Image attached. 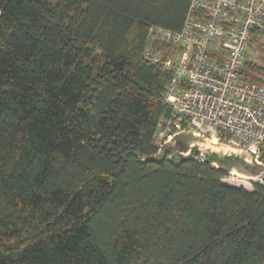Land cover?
I'll return each mask as SVG.
<instances>
[{
  "label": "trees",
  "instance_id": "trees-1",
  "mask_svg": "<svg viewBox=\"0 0 264 264\" xmlns=\"http://www.w3.org/2000/svg\"><path fill=\"white\" fill-rule=\"evenodd\" d=\"M189 4L0 0V264H264V178L153 144L169 74L149 29L180 31Z\"/></svg>",
  "mask_w": 264,
  "mask_h": 264
},
{
  "label": "built area",
  "instance_id": "built-area-1",
  "mask_svg": "<svg viewBox=\"0 0 264 264\" xmlns=\"http://www.w3.org/2000/svg\"><path fill=\"white\" fill-rule=\"evenodd\" d=\"M254 33L264 35V0H190L180 31L150 27L144 59L169 74L163 101L170 114L153 134L157 155L170 156L167 144L177 134L220 132L229 136H217L221 145L256 152L264 165V82L241 77ZM156 44L169 50L156 51ZM194 160L204 162L201 154Z\"/></svg>",
  "mask_w": 264,
  "mask_h": 264
},
{
  "label": "water",
  "instance_id": "water-1",
  "mask_svg": "<svg viewBox=\"0 0 264 264\" xmlns=\"http://www.w3.org/2000/svg\"><path fill=\"white\" fill-rule=\"evenodd\" d=\"M167 148L170 155L169 162L174 166H179L201 154L205 163L226 174L236 171L238 175L252 182L264 178V165L256 161V152L217 144L207 147L200 141V137L188 132L175 135L167 144Z\"/></svg>",
  "mask_w": 264,
  "mask_h": 264
},
{
  "label": "rangeland",
  "instance_id": "rangeland-1",
  "mask_svg": "<svg viewBox=\"0 0 264 264\" xmlns=\"http://www.w3.org/2000/svg\"><path fill=\"white\" fill-rule=\"evenodd\" d=\"M47 1L51 3H56L58 0ZM251 39L256 41V46L254 45L252 49L249 48V50L247 51V62H251L256 66H259L260 68L264 69V35L251 36ZM258 79L264 82V74H260V76H258ZM199 137L200 141L204 144V146L210 147L212 141H215L217 145H221L220 141L216 140L217 136L213 135L210 132L201 133ZM236 173V171H233V173L228 174L223 180V182L229 186L237 188L242 187L247 191H252V181Z\"/></svg>",
  "mask_w": 264,
  "mask_h": 264
},
{
  "label": "bare ground",
  "instance_id": "bare-ground-1",
  "mask_svg": "<svg viewBox=\"0 0 264 264\" xmlns=\"http://www.w3.org/2000/svg\"><path fill=\"white\" fill-rule=\"evenodd\" d=\"M212 144H216V142L215 141H212Z\"/></svg>",
  "mask_w": 264,
  "mask_h": 264
}]
</instances>
